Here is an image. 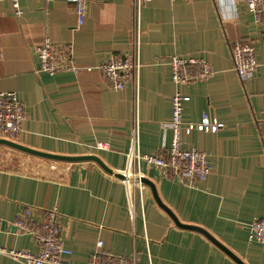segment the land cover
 <instances>
[{
    "label": "crops",
    "instance_id": "0c3cea01",
    "mask_svg": "<svg viewBox=\"0 0 264 264\" xmlns=\"http://www.w3.org/2000/svg\"><path fill=\"white\" fill-rule=\"evenodd\" d=\"M133 5L87 0L79 27L67 0H19L20 14L10 0L0 3V92L16 93L27 112L15 142L57 155H96L118 173L143 175L182 223L206 229L245 264H264V245L248 231L264 219V30L245 0H151L140 11V154L170 145L177 92L189 97L185 123L207 113L224 124L186 136V146L207 153L213 166L204 182L189 186L135 160L134 88L115 89L97 68L131 53ZM46 39L70 45L75 62L92 70L40 72L36 48ZM241 41L253 45L258 62L246 79L231 52ZM171 56L203 58L215 73L178 86ZM27 207L35 221L42 210H58L70 264H90L98 241L115 255L139 252L142 264H238L201 233L177 227L148 185L121 180L95 162L50 161L0 145V247L38 252L15 225ZM0 264L21 263L0 255Z\"/></svg>",
    "mask_w": 264,
    "mask_h": 264
},
{
    "label": "built area",
    "instance_id": "2783aa9c",
    "mask_svg": "<svg viewBox=\"0 0 264 264\" xmlns=\"http://www.w3.org/2000/svg\"><path fill=\"white\" fill-rule=\"evenodd\" d=\"M4 0H0V3ZM20 14L19 0H10ZM52 1V0H49ZM151 0H134L135 31L131 53L116 56L97 68L102 72L107 82L117 90H125L129 85L136 94L135 110V160L154 166L166 176L177 177L189 186L204 182L212 171V161L207 153L186 146V136L194 131L216 132L224 124L211 118L207 113L202 115L199 123L184 122V107L189 97L177 92L171 98L172 115L169 128L172 133L170 145L164 152L154 155L140 154L138 150V96L142 62L140 60V39L138 19L144 5ZM77 16L78 26L81 27L87 16V0H67ZM247 9L255 16L257 23L264 30V0H245ZM234 68L241 79L252 75L257 67L255 48L248 42H236L232 48ZM36 53L39 61V71L55 75L60 72L90 71L92 68L81 67L75 62L72 47H58L50 39L37 46ZM172 81L178 85H187L198 81H206L215 73L211 63L203 58L169 57ZM27 118L26 108L14 92H0V138L16 141ZM143 176V175H135ZM60 214L56 208L42 210L40 218L33 219V209L27 207L18 215L16 227L22 234L32 237L38 247L36 254L27 251L8 250L0 247V255H6L21 264H70L66 257L72 251L64 244L62 229L59 222ZM250 239L264 245V219L253 221L248 226ZM90 264H142L140 253L133 251L129 256L115 255L104 251L103 241H98L97 250Z\"/></svg>",
    "mask_w": 264,
    "mask_h": 264
},
{
    "label": "water",
    "instance_id": "95a60500",
    "mask_svg": "<svg viewBox=\"0 0 264 264\" xmlns=\"http://www.w3.org/2000/svg\"><path fill=\"white\" fill-rule=\"evenodd\" d=\"M0 145L9 147L11 149L20 151L22 153L42 158L45 160L50 161H57V162H65V163H85V162H95L97 165H99L105 172L125 181L129 182H139L142 184L148 185L152 192L153 196L159 205L160 208H162L173 220L175 225L179 228L196 231L204 235L207 239H209L212 243H214L217 247H219L224 253H226L230 258H232L234 261H236L238 264H245L238 256H236L230 249H228L225 245H223L219 240H217L213 235H211L206 229L196 226V225H189L182 223L177 216L173 213V211L168 208L160 199L155 185L147 178L143 176H135V175H124L122 173H118L112 169H110L99 157L96 155H80V156H67V155H57L52 153H47L43 151H39L36 149H32L30 147H26L24 145H21L15 141H11L8 139L0 138Z\"/></svg>",
    "mask_w": 264,
    "mask_h": 264
}]
</instances>
